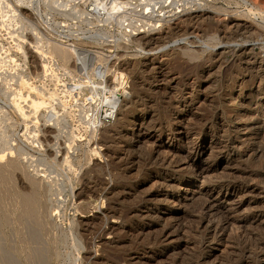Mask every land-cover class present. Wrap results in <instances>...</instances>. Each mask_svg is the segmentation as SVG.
Returning <instances> with one entry per match:
<instances>
[{
	"label": "rangeland",
	"instance_id": "obj_1",
	"mask_svg": "<svg viewBox=\"0 0 264 264\" xmlns=\"http://www.w3.org/2000/svg\"><path fill=\"white\" fill-rule=\"evenodd\" d=\"M192 1L177 15L175 6L183 0L173 1L162 21L142 17L139 8L134 19L161 26L119 50L107 48L109 56L121 57L110 66L111 87L121 82L115 69L127 75L128 94L116 118L106 117L102 93L82 120L78 109L71 110L75 116L63 130L72 135L61 140L58 162L52 161L58 133L52 128H44L42 137L49 161L37 147L29 150L37 162H27L25 170L36 169L43 180L57 183L70 178L66 190L52 196L35 191L17 172V183L23 181V190L35 196L25 215L14 179L0 166V264H264V20L257 18V29L220 24L229 17L249 20L248 8L264 10V0ZM9 3L16 7L14 0ZM3 4L1 149L10 142L29 145L23 118L8 107L16 89L11 76L23 68L20 55L19 67L9 61L19 49L17 35L32 38L37 26L45 40L71 44L46 30L36 14L26 17L28 22H12L11 8ZM43 6L49 11L52 4ZM106 27L117 36L116 24ZM33 61L27 69L31 94L42 87L63 90L64 81L41 77V63ZM90 115L102 121L97 138L90 132ZM139 118L147 123L141 126ZM140 129L144 136H138ZM193 135L206 148L202 153H195Z\"/></svg>",
	"mask_w": 264,
	"mask_h": 264
},
{
	"label": "bare ground",
	"instance_id": "obj_2",
	"mask_svg": "<svg viewBox=\"0 0 264 264\" xmlns=\"http://www.w3.org/2000/svg\"><path fill=\"white\" fill-rule=\"evenodd\" d=\"M0 1L3 2L4 4L6 2L7 6L11 8L10 20L12 22H15L16 24L22 22L23 23L28 22L25 21L26 20L25 18L31 17L30 15L36 14L37 17L40 19L39 21L44 25L46 30L50 31V33H53L54 36H56V38L58 39L61 40L66 39L68 42H71L69 46L68 45L66 46L67 43L61 45L59 44L61 42L58 43L57 41H56L57 43L56 42L52 43L53 40L50 42L49 40L44 39V36L41 33V31H39V29L36 28L37 26L33 27L31 25L32 26L31 34L33 37L28 38L26 35L22 33H21L22 35L18 36L19 35L18 34L16 40L18 41L17 43L19 44V49L18 51L16 49V52L14 51L15 53L9 54V59H10L9 61L11 63H15L14 66L16 68L19 67V64L17 65V56L20 55V58L23 60V64H22L23 68L16 69V72H14V74L11 76L13 85H15L14 88L16 89L15 91L14 90L11 91V93L14 92L15 95L13 94L14 97L12 98L11 103H9L8 107H10V109H13L12 107H14L15 109L13 110L14 111L17 110L21 118H23V121L27 126L26 132L29 136L26 139L28 140L30 146L23 143V141H21L22 142V143L20 142L21 144H19V142L18 143L14 142L15 144L12 143L13 145L12 146L10 142L6 145L5 148L2 149L0 148V166L2 167V169L4 168L6 172H8L7 174H9L8 176H10V178L12 177L11 178L12 180L14 179L12 181L14 182L12 186L16 188V190L14 188V191L16 192L15 194L18 200L17 202L18 205H20V207L22 208V212H24L26 215V213H28L32 208L31 205L35 199V196L34 194L28 193L23 190L24 186H26L23 181L19 184L17 183V180H15L17 172L22 171L23 174L22 177H24L26 181H28L34 187V190L36 189L35 191L38 192L41 191L42 193L43 191H45L47 195L50 194L51 196L55 193H59V194L62 193L63 190H66L67 187H69V185H67V182L72 181L70 178H67L66 180L63 179L64 181L61 179H60L61 181L58 180L61 183H57L56 182L57 180L55 181L54 179L43 180L38 170L35 169L33 172L25 170L27 162L28 163L37 162L36 160L37 158L35 159L34 154L33 155L31 154L33 148L37 147L39 149V151L37 149L38 154L40 152L41 156L42 157L44 156V159L48 161L50 160L48 155L46 156L47 149L45 148V144H43L42 141V137L45 135L43 134L44 128H52L53 131L56 130L58 132L54 136L56 140L55 144L53 145L55 157L52 159L53 162H58L59 157L63 156V149H64L61 146V140H63L65 136L71 137L70 135H72L70 133H69L70 135H68L63 130L66 127V124L68 125L67 121H69L70 117L75 116L74 114L72 115L73 113L71 111L72 109L74 108L78 109L76 111H78L79 114L81 113L80 114L81 117L78 116L77 119L82 118V114H83L82 112L85 111L90 112V110H92V108L94 107V103L96 102L95 100L98 101L99 100L98 98L101 96L100 94L103 93L104 97L101 100H103L105 105L108 106V109L106 110V117L116 118L121 103L124 101L123 98L128 94L125 87L127 86L126 85L127 75L124 72L115 69L114 73L117 72L121 75V82L119 80L120 83L118 84L117 83L118 81L117 82L115 81V86L111 87L110 84L112 82L110 83L111 79L109 77L110 66L115 62V59L120 60L121 57H118L119 54L117 53L115 55L109 56L108 54L111 52H109L107 48L111 49V47H113L115 50H119L122 47V45L123 47L124 44L129 45L133 40V38L137 39V36H139L140 34L142 35V33L146 32L147 29L157 28L161 26L157 24L153 25V23L149 24L148 23L149 21H144L142 19H138V18L134 19L133 16L135 15L133 14L138 13L137 10L139 8H142V12H139L140 14L142 13L141 14L142 17L147 18L148 16H151L158 18V21H162L164 20L167 14L165 7L167 6L169 8L173 6L174 3L173 1L175 0H141L140 3L137 2V0H98V1L95 0V2H93V0H14L16 7H14V5H11L9 3V1L11 2V0H0ZM46 2H50L52 4V7L51 9H49V11H45L43 9L44 8L43 5ZM243 2L247 3V1H243ZM208 3L209 2H205L203 4H205L206 6L208 5ZM197 4L198 2H196L195 4L198 7ZM187 5H189V0L187 1L183 0V3H180L177 7L175 6L176 9L180 10L178 12H175V14L176 15L177 13L181 14L185 10H187L188 7ZM83 6L84 7L86 6V9L83 8ZM189 9L191 11L196 10V8L190 6ZM201 9L202 8L198 10ZM172 13L174 12L172 11ZM211 15L208 14L209 16L208 19L215 18L214 16ZM246 15H249L246 17L247 19L249 18V20L229 17L228 19L220 20V24L223 28L226 27L230 28V26H234L236 29L237 27L240 28L241 26L244 27L246 25H247L246 28L248 27L256 28L257 26L259 27L261 25V24L257 25L259 24V22L257 24L255 23L256 20L258 21L257 18L264 20V10L258 7L248 8ZM60 18H63L64 20L68 18V20L72 21L73 23L61 24V21L60 20L58 21V19ZM111 24L117 25L118 27V33H116L117 36L110 34V32H108V30L106 29L107 28L106 26ZM29 39H34V41L31 40L32 42H30ZM1 44L2 43H0V52H2V50L4 49L3 47H1ZM16 47H18V45ZM33 59L34 61L32 63H35L36 60H38V62L41 63V67L43 70V73H40L43 74L41 77L44 76L48 80L51 79L52 81L54 80L53 78H56L55 81H57V78L61 81H64L63 90H58V89L52 90L49 88L42 87L40 89L36 88L37 92H35L36 91L35 90L34 91L35 93L33 92L34 94H31L34 89L28 87V82L30 80L28 79L27 81V77L30 78L32 75H29L27 69L29 68V64ZM38 67L40 68V66ZM17 84H19L18 87L20 86H26V87L24 88L20 87L19 89H17ZM31 89L32 91L30 93L29 90ZM46 94H48L49 96ZM90 97H94V100L88 101ZM129 105H131V101L127 102L126 107L128 108L126 111L130 110ZM91 117L94 118V115ZM98 120L99 118L97 119V116L96 118H94L93 121L89 120V122H92L91 124L89 123L90 125H92L90 126L91 127L90 132L94 134V137L99 132L102 125V121L100 122V120L99 121ZM138 120L140 121L141 126H143L145 122L147 123V121H144L145 118H139ZM142 129H140L138 132L139 134L138 136L140 137L144 136V134L141 132L143 131ZM192 139H193L192 141L191 140L189 141L193 143L192 145H194V148L193 147L192 148L194 149L195 153L197 154L198 152L202 153L204 149H206L204 148V145L203 146L199 145L200 141L198 140V138L194 137ZM10 140L11 141L13 140L12 137ZM69 140L71 141V138ZM30 149L32 150L31 153L29 152ZM176 151L177 150H175L174 148L168 150L170 155L172 154L173 157ZM94 153H95V149H94ZM96 153H98L97 150ZM25 155L27 156L24 158ZM36 157H39V155L38 156L36 155ZM5 160L7 162H5ZM63 162L68 163L69 159L65 157V160ZM72 189L70 191H73Z\"/></svg>",
	"mask_w": 264,
	"mask_h": 264
}]
</instances>
